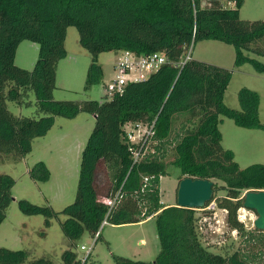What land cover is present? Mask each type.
<instances>
[{"label":"trees","instance_id":"obj_1","mask_svg":"<svg viewBox=\"0 0 264 264\" xmlns=\"http://www.w3.org/2000/svg\"><path fill=\"white\" fill-rule=\"evenodd\" d=\"M222 1L0 0V162L24 157L31 150V140L43 134L55 116L91 113L94 126L81 151L75 197L60 210L65 215L60 228L73 241L85 231L92 235L103 218L124 224L151 217L159 245L154 258L113 256L115 264H264V230L248 228L238 212L246 190L264 189V163L240 167L232 150L221 145L218 128L220 115L247 128L264 129V123L257 115V93L251 89H239V109L224 104L229 70L190 57L180 69L162 65L100 101L53 98L57 62L66 54L68 26L76 28L79 44L91 58L85 88L101 79L97 60L101 52H163L170 60H179L201 38L232 44L235 65L250 61L263 69L262 63L243 52L264 56V49L257 46L264 42V19H241L242 0H229L230 7ZM23 39L38 44L31 69L14 63ZM7 101L17 106L33 104L38 115H15ZM135 122H153L152 134L136 159L129 146L139 148V144H130L123 129ZM167 164L178 167V180L213 181L210 200L199 208L201 215L198 208L160 201L159 182L167 174ZM29 172L35 179L48 178L42 161ZM13 183L12 176L0 173V223L13 200ZM211 202L225 211L227 229L236 232L240 243L231 240L216 246L209 238L204 229L214 211L208 207ZM18 205L25 214L44 216L46 225L59 213L50 205L22 198ZM62 261L81 264L71 248L63 251ZM0 264L54 263L49 257H30L26 249L0 247Z\"/></svg>","mask_w":264,"mask_h":264},{"label":"rangeland","instance_id":"obj_2","mask_svg":"<svg viewBox=\"0 0 264 264\" xmlns=\"http://www.w3.org/2000/svg\"><path fill=\"white\" fill-rule=\"evenodd\" d=\"M239 16L244 20L264 19V0H242ZM258 47L264 49V42ZM66 54L56 66L55 89L53 98L56 100H103L109 96L105 85L115 75L114 63L116 51L101 52L98 63L102 76L98 82L85 88L88 67L91 62L89 53L79 44L78 32L75 27L66 28L64 40ZM246 56L259 61L264 66V56L247 51ZM38 55V44L29 39L21 40L15 52L14 63L22 68L31 69ZM190 57L208 64L223 67L231 72L230 81L223 94V102L230 108L239 109V89L245 87L257 93V115L264 123V68L250 61L235 65V48L232 44L215 39H197L190 47ZM30 99L33 100L32 94ZM7 108L15 115L37 117L35 106H17L7 101ZM94 126V116L82 111L75 117L55 116L53 123L41 135L31 140V150L20 160L0 162V173L12 176L13 200L6 208L5 218L0 223V247L9 249H26L30 257L45 256L52 259L54 264H63L62 253L71 248L79 259L83 258L86 250L80 246H90L93 236L85 231L80 238L71 241L60 228V222L65 215L60 210L70 204L75 197L81 151ZM126 126V125H125ZM125 126H123L125 128ZM128 126V125H127ZM218 128L221 133V145L233 152L234 160L240 167L251 163H264V129L242 127L224 115H220ZM167 160L171 156L166 157ZM38 161H42L48 169V178L35 179L29 170ZM167 174L160 177V201L174 205L178 185L179 169L173 164H167ZM223 194L222 191L218 192ZM26 199L38 205H50L59 212L57 216L48 219L40 214H25L18 205L19 199ZM213 208V213L206 219L205 229L209 238L219 244H228L234 240L241 242L234 230L228 231L225 222V211ZM201 209L197 214L201 215ZM239 217H243L248 228H253L256 213L249 208L241 207ZM254 217V219H253ZM148 218V217H147ZM143 222L124 224H105L100 236L91 246L87 255V264H115L113 256H124L132 259L152 260L157 254L159 245L154 233L153 219ZM223 234L226 237H223ZM143 239V242L141 241ZM216 250V248H211Z\"/></svg>","mask_w":264,"mask_h":264},{"label":"built area","instance_id":"obj_3","mask_svg":"<svg viewBox=\"0 0 264 264\" xmlns=\"http://www.w3.org/2000/svg\"><path fill=\"white\" fill-rule=\"evenodd\" d=\"M222 5L230 7L232 6V2L229 0H223ZM191 45L192 43L179 60H170L163 52H151L148 54L136 55L128 50L119 51L113 67L115 75L105 85L107 94L110 95L114 92H121L129 82L145 79L150 73L156 71L162 65H170L180 69L186 60L190 58ZM125 125V128L123 127V129L126 133L128 142L130 144H139V148L129 146V150L132 152L134 159H136L142 153H140V150L144 147V144L147 143L152 134L153 122L150 124L135 122L126 123ZM107 223H109L108 220L103 218L98 228L92 234L93 241L90 246H80L81 249L86 250L85 256L80 259L81 264L86 261L92 244L100 236L102 227Z\"/></svg>","mask_w":264,"mask_h":264},{"label":"water","instance_id":"obj_4","mask_svg":"<svg viewBox=\"0 0 264 264\" xmlns=\"http://www.w3.org/2000/svg\"><path fill=\"white\" fill-rule=\"evenodd\" d=\"M212 185L213 181L206 178H181L176 189V204L189 208L202 207L212 196ZM242 206L256 213L253 226L264 230V189L246 190Z\"/></svg>","mask_w":264,"mask_h":264},{"label":"crops","instance_id":"obj_5","mask_svg":"<svg viewBox=\"0 0 264 264\" xmlns=\"http://www.w3.org/2000/svg\"><path fill=\"white\" fill-rule=\"evenodd\" d=\"M147 219H152L151 217H148ZM146 220V219H145ZM144 220L140 221L143 222ZM139 223V222H138ZM141 241L143 242V239H141Z\"/></svg>","mask_w":264,"mask_h":264},{"label":"clouds","instance_id":"obj_6","mask_svg":"<svg viewBox=\"0 0 264 264\" xmlns=\"http://www.w3.org/2000/svg\"><path fill=\"white\" fill-rule=\"evenodd\" d=\"M241 219H243V217H241ZM253 219H254V217H253Z\"/></svg>","mask_w":264,"mask_h":264}]
</instances>
